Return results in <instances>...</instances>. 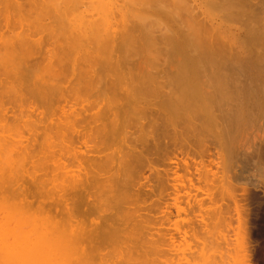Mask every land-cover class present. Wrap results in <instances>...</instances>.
<instances>
[{
	"label": "rangeland",
	"instance_id": "obj_1",
	"mask_svg": "<svg viewBox=\"0 0 264 264\" xmlns=\"http://www.w3.org/2000/svg\"><path fill=\"white\" fill-rule=\"evenodd\" d=\"M19 1V4L23 7L27 4V0H17V2ZM37 1L39 2V0ZM94 1L96 2V0H79L76 6L77 9L75 8L74 11L69 9V11L67 10V12L63 14L67 17H64L60 13L54 14L53 12L50 13L49 16L42 18L41 16L43 15L40 14L37 8L35 11H39V14L33 9H31L32 11L30 12L24 13L8 9L10 12L8 13L10 19L8 24L11 25H9L8 28L5 27V21H2L3 17H0V128L2 129H0V138L3 139V142L6 144H8L7 141H9V144L12 143H10V141L14 142L11 145H15V154L13 152L14 155H12V160L16 161V163L20 160V163H22L21 168L24 166L26 169V173L25 170H23L24 172H21V174L32 173L31 178L27 177V175L24 177L22 176V178L18 176L19 179L16 178L15 181L2 184L3 186L0 184L3 188L5 187L3 189L0 186V188L4 190L0 189V201L2 202V204L0 202V210L3 209L4 212H0V215L1 213L5 214V212L11 214L16 210L15 212L19 214L16 213V215H14L15 213H12V216L9 215V217L17 216L18 218V216H20L19 218L22 221V225H20V227L22 226V233L23 231H32L31 233L33 236L32 234L29 236L27 233L26 235L24 233V236L18 234V242L20 240L22 245L20 242L19 244L23 247H19V251L21 250L20 253L25 255L26 252L23 253L22 249H29H25L28 244L27 240L32 242L35 241L34 239H37L36 242L38 245L36 246L38 248L37 250L34 246H32L34 248L30 247L31 249L29 250L31 251L28 250L29 254L26 256L21 254L23 257H19L18 259V256H20V254H18L16 261L21 260L24 264H122L123 261L129 260L130 257L131 260H137V258L132 256L136 257L137 255L138 257V254H140L139 256L144 259L143 262L146 264L148 262V264H151L150 262H152V264L153 262L154 264H264V106L260 110H253L254 113L251 115V118L252 116H255V118L259 116V118L257 121L256 119L255 121L252 120L253 123L251 122L252 125L250 123V127H248L249 121H251L249 119L250 115L249 117L247 116V121H249H246V126L244 124V126L247 127L245 128L243 123L247 117L243 118V123L237 121L239 124L237 125L235 123L236 121L229 116L231 120L226 117L227 120L224 122V119V121L220 119L222 117L224 118V116L220 117L219 113L214 114V116L219 115V118L217 116L218 120L220 119L218 122L223 125V128L219 123L215 126L217 121H215V125L213 122V124L211 123L213 128L207 125L208 122H206V125L204 124L205 126H202V123H205L202 120L200 124L201 127H197L199 130L196 129V131H193L199 133L201 131L200 128L205 127V129L208 130L210 128L214 133H211L209 130L210 133L208 134L209 131H206V133L205 130H202V135H200L190 131L189 127L192 128L193 126L195 128L196 124L197 126L199 125L198 123L200 122L197 119L198 123L195 122V120L193 121L190 116L189 118L187 117V119L184 117L185 121L183 120V122V117L180 119L177 116L180 112L174 115L172 111L158 103L161 101V98L165 99L166 96L164 94L167 92L170 93L177 88L176 86H178V83L175 81L178 71L177 68L179 66H185L186 68L184 57L171 54L173 45L171 47V45L166 44V38L164 37L165 41H163L158 31H154L156 33L152 32L154 28H152L151 34L154 33L153 35L156 37L157 41L156 45L150 49V52L146 49V45V52H144V47H142L144 51L142 49V51L137 50L141 48L140 45H143L144 42H138L140 45H135L137 49L134 45L131 47L132 45L130 44V49H128L129 52L125 50L127 49V44L123 52V46L121 47L119 45V41L125 40H122L120 37H124V35L127 37L128 34L134 38V36L139 37L138 35L141 34L139 38L142 40V35H145L143 28L139 29L141 25L139 21H142L143 15L145 13L147 14V11L144 7L141 8V6L140 9H138L139 5H137L136 8L133 7L136 4H134L132 8H130V6L128 7L129 2L126 3L128 0H97L99 2L98 4H96L97 2L94 3ZM235 1L236 0H195L194 5L196 6V11L194 10V14L197 13L195 20L199 22L200 29L207 32L206 34L208 37V39H205L207 40L205 41L207 44L203 42V48H205V51L208 50L207 55L210 56L209 51H213L212 54L215 56L212 55L208 59L205 57L203 62L201 64L199 63L204 68H201L199 70L200 72L198 71L199 73L191 78L195 79L194 82L198 81V83L195 82V84L197 83V87L201 86V91H206L204 89H214V86L215 89L223 90L222 88H224V90H228L230 88L231 91V89L234 88L232 85L237 84L238 87V85L241 86V83L251 85L253 82L254 88L260 89L261 87L260 90L262 91L259 93L262 92V94H259V97L263 98L264 0H242L243 2L238 0L236 3ZM91 2H93L95 7H90L89 3ZM123 2L125 3L123 5L124 7L126 6L125 8L122 7ZM211 2L215 4L210 6L209 3ZM4 3V1L0 3V13L7 7L6 3ZM57 3H59V0ZM87 4H89V6H86ZM96 5L99 6L98 10V6ZM220 6L223 7V9H220ZM121 7L123 9H121ZM232 7H234V9ZM241 7L243 8L241 9ZM143 8L146 12L143 11ZM78 9L79 11H76ZM122 10H125V12ZM72 12L73 14H71ZM11 14L13 16H11ZM75 14H77V16ZM35 15H37V18ZM147 15L148 17L149 15L150 17L152 16L150 13ZM50 16H52L53 20L57 21L48 20L51 18ZM144 17L146 16L144 15ZM63 18L65 19L62 20ZM81 19L88 24H79L84 28L81 27L78 31L76 29L77 33L87 31L88 35L92 33V35L96 34L94 36L102 35L103 37L105 36L104 38H107L99 39L101 41H99L98 44H102L99 45V51H97L98 45L93 39L86 40L84 38V40L81 41L82 43L79 41H76L77 43L74 42L76 38L73 37H76L77 33H75V28L72 27L73 30L71 29L70 23L75 25L74 21H82ZM97 19H99V21H97ZM151 19L155 20L154 16H152ZM18 20L24 21V23L20 24ZM27 21H29V23ZM97 22H99L100 27ZM43 24H45L44 27H42ZM64 24H66L67 27ZM89 24H93L94 27L90 26L91 28L93 27V30L88 29ZM12 25L15 26L13 27ZM18 25L23 27L21 28ZM55 26L59 28L62 27V31L61 29L58 31L59 28ZM35 27L38 28L36 29ZM141 27L142 26H140V28ZM24 29L27 32H25ZM67 29L72 30V32L69 30L71 34ZM20 34L23 36L21 41L20 39H16V37L21 38ZM47 35L49 36L47 37ZM58 35L61 37L60 39ZM2 37L4 38L3 40ZM56 37L60 41L58 39L55 40ZM66 37L71 39H66ZM31 38L36 44L32 42ZM64 38L67 40V43ZM102 39L106 42L104 40L102 41ZM111 39L113 40L111 41ZM158 39L162 41L160 42ZM216 39L219 40L217 41ZM107 40L109 43L111 42L113 46L111 43V45L108 44ZM16 41L22 42V44L25 45L23 46ZM221 41L222 43H220ZM4 42H8L9 45L8 43L4 44ZM30 42L32 43L29 44ZM157 42L160 44L158 45ZM80 43L81 45H79ZM118 45L123 54L129 53L126 54V59L124 56H120L119 52L121 54L122 52L117 49L119 48ZM103 46L105 47L104 50H102L104 48ZM109 46L111 49H109ZM1 47L4 49L3 51ZM26 47L29 51L26 50ZM67 47H72L71 49L73 50H69L68 52L69 48ZM93 48H96V50L94 51ZM30 49H32V51ZM43 49L46 51H42ZM52 49L56 50L54 54L50 52ZM62 50H64L63 53ZM107 50L109 52H106ZM158 50L162 51L163 56L160 55L161 53ZM21 52H30L31 56H23ZM47 52L52 54L49 53L46 55ZM141 52H144L143 54L145 55H140ZM8 53L10 55H8ZM17 53L18 55H16ZM98 53H105L103 54L105 57ZM107 53L109 58L106 55ZM146 53H150V55H146ZM33 54H35L36 57ZM133 54H137V56ZM97 55L103 56V61L97 59L100 57ZM128 55H132L133 57ZM153 55L155 56L151 57ZM38 56H41L40 58L43 60L41 61ZM45 56H47L48 59ZM60 56L61 59H57V57ZM217 56L219 57L217 58ZM155 57L157 58L155 59ZM29 58H32V60L30 59L27 61ZM211 58L212 60L210 61ZM67 59H70L69 62ZM93 59L95 60L92 62ZM78 60L79 63L77 62ZM205 60L207 63L209 61L211 63L209 62V64H207ZM236 61L238 65L235 64ZM87 63L89 67H87ZM219 63H221V65ZM175 65L179 66L177 67ZM256 66L259 68L257 67V69ZM200 74L203 77L199 76ZM96 77L99 79V82ZM81 84L83 87L79 86ZM92 84H95V87ZM46 86H50L53 91H50V88ZM87 86L90 88L88 89ZM57 88H60V91ZM235 90L233 89V91ZM155 91H157V93H155ZM227 92L229 93V90ZM60 94L61 96L59 97ZM39 95H41V97ZM16 97H18V99ZM20 101L24 102L21 103ZM42 102L48 103L43 104ZM31 107H33L35 111ZM27 108L28 110L30 109V111H26ZM225 109L228 110L225 116L228 113H230L231 116L229 110L231 108H223L224 111H226ZM216 111L222 113V109L221 111ZM216 111L214 113H216ZM250 113L252 112L250 111ZM225 123L228 124V126ZM219 126L221 127L220 129H218ZM225 126L228 127L227 130L231 127L230 134L232 128V132L237 130L234 132L237 134L226 137L224 133V137L222 134L221 137L219 135L220 133L227 132ZM236 126H238L239 129ZM240 126L242 127L240 128ZM215 127H217L216 131L214 129ZM243 128L245 131L241 130ZM179 129L181 131H179ZM221 129L223 131H221ZM184 130H186V132H184ZM5 132L9 134L7 135ZM238 132L240 133L238 134ZM185 133L189 140L185 137ZM215 133L217 137L220 136L221 138H216V135H213ZM227 134V136H229V132H227ZM3 135L4 137H1ZM6 135L7 137L10 135L12 139L9 137L6 139ZM16 135H20V137L17 136L16 138ZM208 136H211V138ZM4 139L6 140L4 141ZM9 144L8 146H10ZM19 150L21 153H19ZM203 150H205V152H203ZM222 150L223 152H221ZM17 153L19 156H22L19 157L16 155ZM185 153L187 156L184 155ZM133 156H139L138 158H140V160L137 162L138 164L136 162L132 163L130 166L132 171H124V167L122 173L121 169H115L116 167L118 168L117 164L121 166L122 162L125 163V160L129 159V157L133 158ZM195 163L199 165L196 166ZM109 164H111L110 167H108ZM206 164L208 166H206ZM106 167L110 169V172L114 169L113 171L117 170L119 174L121 173L120 184L124 185L125 183V189H127L126 191L123 190V192H120L122 194V196L120 195V199L121 197L125 199L126 195L125 201H127H123L125 204L129 201V204H119L118 207L120 211L118 207H115L116 209L111 212H108V209L105 210V208H102L105 212L107 211L105 214V212L99 208V200L102 196H99V187H101V182L103 183L106 181L104 178L107 177V180L109 179L110 181L113 175L117 174V171L116 173L113 172L114 174L112 175L111 173L112 177H110V173L108 172L109 169ZM105 169L107 170L105 171ZM99 171L104 172L100 173ZM126 171H128V173H126ZM205 172L206 175H204ZM69 174H71V176ZM100 174L102 176H100ZM73 175L76 176L78 180L81 178V181L77 180L74 182L73 186L76 185L75 187L72 186V181L76 179ZM83 176L84 178H82ZM71 177L74 178L72 179ZM28 179L35 180L37 185L33 184L34 181H30L33 182L32 184L34 186H32ZM94 180L97 183H94ZM69 182L72 183L69 184ZM83 182L86 183L84 184ZM76 183L78 185L82 184L81 186L83 188L81 186L78 188ZM188 183L191 185L189 186ZM191 186L195 187H193L194 190L190 188ZM6 187L7 189L9 188L11 192L9 189L5 190ZM39 187L40 189H38ZM77 188L78 190H76ZM2 199L5 200L3 201ZM102 199L104 200L105 198L102 197L101 201ZM4 202H6V204ZM3 204L5 206L8 204L9 209L11 206L13 210H9L8 205L5 208ZM1 205L4 207L2 208ZM120 205H122L123 208H121ZM125 208L130 210V212L133 210L135 213L133 215L135 218L130 216L132 215L131 213L130 215L128 213V218L131 217V221H128L129 219L125 216L128 211L125 214L122 212L126 210ZM7 209L8 211H6ZM100 210L102 212H100ZM114 212H116L117 215L114 214ZM118 212H122L121 214L124 215V218L121 214L119 215ZM20 213L21 215L23 214V218ZM101 213H104L105 217L108 214L112 215V213L114 216H122L120 219H117L121 220L123 218V221H119V224L117 222L113 223H117V225H113L114 228L120 229V227H118L119 225L121 229H127V233L129 231L132 238L134 237L136 240L130 237L131 241L128 239L130 242L127 243L125 240L126 245H124L125 242L122 243L124 238H122V240L119 238L118 241H120L118 243L116 242L118 246H112L113 248L111 246L109 248L108 245L110 243H108V241V245L106 241L103 244L99 242L100 227H103L102 225L106 223L104 221L109 217L108 215L105 219L103 218L104 215ZM2 217L4 216H0V219L4 221L5 218ZM17 218L13 225L14 230H17ZM24 218H26L27 221ZM125 218L126 221L124 220ZM13 219L14 218H12V220ZM102 219L104 221H102ZM12 222L14 223V221ZM120 222H126V224L121 223L120 225ZM8 223L9 222H6L5 224L8 225ZM136 224H138V226ZM9 225L11 226L12 223H9ZM11 227L8 226V228ZM78 227L82 228L80 229ZM69 229L70 231L72 230L71 232L74 235H76L77 232H79L78 234L81 233L80 236L83 235L84 239L80 241V236L77 238L72 235ZM82 229L91 236L86 238L87 234L84 235ZM20 230L21 229H18V231ZM104 231H106V229ZM38 237L44 239H40L39 241H41V243L39 242V244ZM110 241L113 242L112 239H110L109 242ZM115 241H117V239L114 240V242ZM23 244L26 246L24 247ZM129 244L132 246H129ZM127 246L129 249H133L132 247H134V251L138 254L131 249V252H129L130 250L125 248ZM115 247L117 250L118 248L121 250L117 251ZM122 247H124V249ZM125 251L128 256L129 253H131L132 256L127 258ZM101 252L103 254L100 255V259L99 253L101 254ZM106 254L108 256L105 258ZM125 258L127 259L124 260ZM140 259L136 262L135 260L130 261L131 263H141ZM6 261L4 260V262ZM8 261H10V259H8ZM11 261L16 263L15 258L14 261L12 259ZM12 262L11 264H13ZM21 262L19 264H21ZM127 262L128 261L124 263Z\"/></svg>",
	"mask_w": 264,
	"mask_h": 264
},
{
	"label": "bare ground",
	"instance_id": "obj_2",
	"mask_svg": "<svg viewBox=\"0 0 264 264\" xmlns=\"http://www.w3.org/2000/svg\"><path fill=\"white\" fill-rule=\"evenodd\" d=\"M5 3H6V8H4V10H3V12H1L0 13V17L2 18V21L4 22L5 21V27L6 28H8L9 27V25L10 24H8V22H10V19H9V14L8 13H10L9 11H8V9H13V10H15L16 12L18 11L19 13H24V12H30V11H32L31 9H33L34 11H35V9L37 8V10H39L40 11V14L41 15H43V16H41L42 18H45V17H47V16H49V14L50 13H53L54 12V14L55 13H60L61 15H63V14H65L66 12H67V10L69 11V9L70 10H72V11H74L75 10V8H76V6H77V4L79 3V0H59V3H57V1L58 0H39V2L37 1V0H27L26 2H27V4L26 5H24V7L23 6H21L19 3H20V1L19 2H17V0H3ZM2 0H0V3L1 2H3ZM92 1V0H91ZM225 1V0H224ZM230 1V0H229ZM237 2H238V0H236ZM236 1H235V3H236ZM242 1V0H241ZM81 2V1H80ZM84 2V1H83ZM97 2V3H96ZM96 2L94 1V3H96V4H98L99 2L96 0ZM127 2H129L128 3V7L130 6V8H132V6L134 5V4H136L135 6H133V7H135L136 8V6L137 5H139L138 7V9H140V6H141V8L142 7H144L145 8V10L147 11V14H152V16H154V18H155V20L154 19H151V17H150V15H149V17H148V15L145 13L146 11L144 10V8H143V11H145L143 14L146 16V17H144V15H143V19H142V21H139L138 19V21L139 22H141V25L140 26H142L141 28H140V26H139V29H142L143 28V30H144V33H145V35L143 36L142 35V40L139 38L140 36H141V34H139L138 36L139 37H135L134 36V38L130 35H128L127 34V37H126V35H124V37H120V38H122V40L124 39L125 41H119V45L122 47L123 46V52L125 51V50H127L128 52H129V50L128 49H130V44L132 45L131 47H133V45H134V47H135V45L137 44H139L138 42H144V44L141 46L140 44V49H137L136 47V49L137 50H139V51H142L143 49H142V47H144V52H146V49H148V51L150 52V49L153 47V46H155L156 45V37L153 35L154 33H156L157 31H158V33L160 34V36H161V39H163V41H167V43L166 44H169V45H171V47H172V45H173V49H172V53L171 54H175V55H181V56H183L184 57V61H185V65H186V68H185V66L183 67V66H177V65H175V66H177L178 68H177V73H176V77H175V81L178 83V86H176L177 88L175 89V90H172L170 93L169 92H167V93H169L168 95H166V94H164L166 97H165V99H162L161 98V101L160 102H158L160 105H162V106H164V107H166L167 109H169L170 111H172L173 112V114L174 115H177L179 112V114L177 115L180 119H181V117H183L182 118V121L184 120V117L187 119V117L189 118V116L191 117V119H193V121L195 120V122H197V120L200 122V123H198L199 125L197 126V124H196V126H195V128L192 126V128L191 127H189L190 129V131H196V129H198L199 127H201L200 126V124L202 123L201 121L203 120L205 123H202V126L205 124L206 125V122H208L207 123V125L210 127L211 126V123L213 122L214 123V125L216 124L215 123V121H217V124L215 125V126H217L218 125V121L221 119V120H223L224 122H226V120H227V118L226 117H232L236 122V124L237 125H239L238 123H237V121H241L242 123H243V126H244V124H245V126H246V124H247V122L249 121H247V119H248V117H249V115H250V120L251 121H249V124H248V127H250L251 125H252V120L253 121H255V119H256V121L258 120V118H259V116H256L257 118H255V116L253 117L252 116V118H254V119H252L251 118V115L254 113V111L253 110H260V109H262L263 108V106H264V103H263V99H264V96H262L263 98H260L259 97V94H262V92L261 93H259L260 91H262V90H260L261 89V87H260V89H258V88H254V84H253V82L251 83V85L250 84H248L247 85V83L246 84H243V83H241L240 85L241 86H239L238 85V87H237V84L236 85H232L233 87H231V88H233L235 91H233V89H231V91H230V88L228 89L229 90V93L230 92H232V93H228L227 91L228 90H224V88H222L223 90H220V89H215V86L213 87L214 89H210V90H208V89H204V90H206V91H201V89H200V87H197L196 86V84L198 83V81H195V82H197L196 84H195V82H194V80L195 79H193V78H191L192 76L193 77H195V75L196 74H198L200 71V69L202 68H204L202 65H200L202 62H203V60H204V58L206 57L207 59L208 58H210L213 54H212V52H210L209 51V54H210V56L209 55H207L208 53H207V51H205V48H203L204 47V44H203V42H205V41H207V40H205V39H208V37H207V32L204 30H201L200 28V24H199V22H197L195 19V17H197V13L196 14H194V10H195V5H194V3H195V0H128V1H126V3ZM215 2V1H214ZM220 2V1H219ZM218 2V3H219ZM243 2V1H242ZM4 3V4H5ZM38 3H40V4H38ZM86 3V2H85ZM138 3V4H137ZM230 3V2H229ZM241 3V2H240ZM3 4V5H4ZM24 4V3H23ZM90 4V7H95V5H93V2H91V3H89ZM89 4H87L86 6H89ZM91 4H92V6H91ZM125 3L123 2V4H122V7H124L123 5H124ZM213 4H215V3H209V5L211 6V5H213ZM224 4V3H223ZM248 4V3H247ZM39 5V6H38ZM127 5V4H126ZM237 5H239V4H237ZM244 5H245V2H244ZM249 5V4H248ZM82 6V5H81ZM84 6V5H83ZM96 6H98V5H96ZM229 6H231V5H229ZM247 6V5H246ZM22 7H23V9H22ZM121 7V9H123ZM126 7V6H125ZM124 7V8H125ZM218 7V6H217ZM79 8V7H78ZM216 8V7H215ZM223 9V7H221L220 6V9ZM233 9H234V7H232ZM231 8V9H232ZM236 8V7H235ZM243 7H241V9H242ZM77 9V8H76ZM79 9H81V8H79ZM79 9L78 10H76V11H79ZM82 9H84V8H82ZM90 9V8H89ZM99 9V6L97 7V10ZM246 9V8H245ZM52 10V11H51ZM126 10V9H125ZM125 10H122L123 12H125ZM214 10V9H213ZM238 10H239V6H238ZM39 11H35V12H39ZM81 11V10H80ZM85 11V10H84ZM127 11V10H126ZM141 11H142V9H141ZM196 11V10H195ZM241 11V10H240ZM198 12H200V11H198ZM13 13V12H12ZM99 13V12H98ZM127 13V12H126ZM142 13V12H141ZM25 14H28V13H25ZM39 14V13H38ZM37 14V15H38ZM71 14H73V12L71 13ZM201 14V13H200ZM20 15V14H19ZM29 15L31 16V14L29 13ZM37 15H35V17L37 16ZM76 16H77V14H75ZM11 16H13L12 14H11ZM33 16V15H32ZM56 16H58V15H56ZM64 17L66 16V15H63ZM92 16V15H91ZM90 16V17H91ZM209 16V15H208ZM22 17V16H21ZM39 17V16H38ZM51 18H49L48 20H53L52 19V16H50ZM67 17V16H66ZM87 17V16H86ZM89 17V16H88ZM92 17H94V16H92ZM11 18H14V17H11ZM18 18H19V16H18ZM31 18V17H30ZM34 18V17H33ZM32 18V19H33ZM37 18V17H36ZM56 18V17H55ZM72 18V17H71ZM75 18V17H74ZM80 18H84V17H80ZM141 18H142V16H141ZM202 18V17H201ZM20 19V18H19ZM41 19V18H40ZM47 19V18H46ZM58 19H59V17H58ZM65 18H63L62 20H64ZM89 19V18H88ZM96 19V18H95ZM22 20V19H21ZM25 20V19H24ZM37 20V19H36ZM82 20V19H81ZM18 21H20V20H18ZM17 21V22H18ZM45 21V20H44ZM53 21H55V20H53ZM57 21V20H56ZM55 21V22H56ZM58 21H60V20H58ZM70 21V20H69ZM74 21V20H73ZM97 21H99V19H97ZM12 22V21H11ZM28 23H29V21H27ZM43 22V21H42ZM51 22V21H50ZM90 22H91V20H90ZM93 22V21H92ZM94 22H95V20H94ZM21 23H24V21L22 22V21H20V24ZM61 23V22H60ZM66 23H68V22H66ZM74 23H75V25H72L71 23H70V25H71V29H72V27L73 28H75V31H76V29H77V31H78V29H80L81 27H83V26H80L79 24H88V23H86V22H84L83 20L82 21H74ZM73 23V24H74ZM4 24V23H3ZM14 24V23H13ZM25 24H26V22H25ZM34 24H35V22H34ZM42 24V23H41ZM53 24H55V23H53ZM62 24V23H61ZM94 24V23H93ZM93 24H89L88 26V29L89 30H93L92 28L94 27L93 26ZM97 24H98V26H99V22H97ZM204 24V23H203ZM24 25V24H23ZM27 25V24H26ZM36 25H37V23H36ZM44 25L45 24H43V26L42 27H44ZM50 25H51V23H50ZM56 25H58V24H56ZM60 25V24H59ZM64 25H66V24H64ZM4 26V25H3ZM11 26V25H10ZM13 27L15 26V25H12ZM18 26H20V25H18ZM28 26H31V25H28ZM27 26V27H28ZM61 26V25H60ZM85 26V25H84ZM90 26H93L92 28L90 27ZM210 26V25H209ZM21 27V26H20ZM23 27V26H22ZM21 27V28H22ZM32 27V26H31ZM56 27V26H55ZM54 27V28H55ZM66 27H67V25H66ZM100 27V26H99ZM12 28V27H11ZM36 28V27H35ZM38 28V27H37ZM36 28V29H37ZM47 28V27H46ZM45 28V29H46ZM49 28V27H48ZM56 28H59V27H56ZM62 28V27H61ZM61 28H59L58 29V31L61 29ZM69 28H70V26H69ZM84 28V27H83ZM85 28L87 29V27L85 26ZM152 28H154L153 30H152ZM215 28V27H214ZM4 29V28H3ZM43 29V28H42ZM53 29V28H52ZM63 29H64V26H63ZM97 29H98V27H97ZM96 29V30H97ZM203 29V28H202ZM209 29H211V28H209ZM213 29V28H212ZM216 29V28H215ZM13 30V29H12ZM25 30V29H24ZM39 30V29H38ZM41 30V29H40ZM50 30V29H49ZM49 30H48V32H49ZM56 30V29H55ZM68 30V29H67ZM66 30V31H67ZM70 30V29H69ZM68 30V31H69ZM73 30V29H72ZM72 30H70L71 32H72ZM142 30V31H143ZM151 30H152V32H154V31H156V32H154V33H152L151 34ZM3 31V30H2ZM5 31V30H4ZM19 31V30H18ZM21 31V30H20ZM23 31V30H22ZM61 31H62V29H61ZM66 31H64V32H66ZM69 31V32H70ZM74 31V32H75ZM77 31L75 32V33H77ZM82 31H84V30H82ZM98 31V30H97ZM211 31V30H210ZM10 32V31H9ZM12 32V31H11ZM14 32V31H13ZM25 32H27L26 30H25ZM28 32H31V31H28ZM33 32V31H32ZM71 32H70V34H71ZM91 32V31H90ZM93 32V31H92ZM108 32V31H107ZM201 32V33H200ZM2 33V32H1ZM4 33V32H3ZM24 33V32H23ZM40 33V32H39ZM43 33V32H42ZM62 33V32H61ZM68 33V32H67ZM66 33V34H67ZM94 33V32H93ZM140 33H141V31H140ZM144 33H142V34H144ZM170 33V34H169ZM6 34V33H5ZM27 34V33H26ZM38 34V33H37ZM65 34V35H66ZM213 34V33H212ZM4 35V34H3ZM13 35H14V33H13ZM18 35V34H17ZM21 35V34H20ZM24 35V34H23ZM33 35V34H32ZM45 35V34H44ZM53 35V34H52ZM76 35V34H75ZM94 35H96V34H94ZM94 35H92V33H91V35H88L87 34V31H85V32H79V33H77V35H76V37H73V38H76V40L74 41V42H81L82 40H84V38L86 39V40H88V39H93V41H96V43H97V45H98V48H97V51H99V45L101 44H98V42L99 41H101V40H99V39H101V38H104L102 35H99V36H94ZM225 35V34H224ZM260 35V34H259ZM258 35V36H259ZM16 36V35H15ZM27 36H28V34H27ZM31 36V35H30ZM49 35H47V37H48ZM51 36V35H50ZM57 36V35H56ZM59 36V35H58ZM67 36V35H66ZM158 36V35H157ZM19 37V36H18ZM22 35H21V38H17L16 37V39H20V41L22 40ZM64 37V36H63ZM108 37V36H107ZM164 37L166 38L165 40H164ZM214 37V36H213ZM223 37V36H222ZM227 37V36H226ZM25 38V37H24ZM38 38V37H37ZM45 38H46V35H45ZM61 37L59 36V39H60ZM4 38L2 37V40H3ZM11 39H12V37H11ZM32 39V38H31ZM35 39H36V37H35ZM34 39V40H35ZM56 39H58L57 37L55 38V40ZM58 39V40H59ZM65 39V38H64ZM66 39H69V38H67L66 37ZM65 39V40H66ZM71 39V38H70ZM69 39V40H70ZM104 39H107V38H104ZM104 39H102V41L104 40ZM220 39V38H219ZM219 39H216L217 41L219 40ZM225 39H227V38H225ZM14 40H15V38H14ZM27 40H28V37H27ZM45 40V39H44ZM48 40H51V39H48ZM47 40V41H48ZM113 39H111V41H112ZM121 40V39H120ZM158 40H160V39H158ZM221 40V39H220ZM40 41V40H39ZM60 41V40H59ZM73 41V40H72ZM105 41V40H104ZM162 40H160V42H161ZM224 41V40H223ZM1 42H3V41H1ZM10 42V41H9ZM16 42H18V41H16ZM25 42V41H24ZM27 42V41H26ZM32 42L34 43V41H33V39H32ZM32 42H30L29 44H31ZM52 42V41H51ZM69 42H71V41H69ZM74 42H73V44H74ZM76 42V43H77ZM84 42V41H83ZM92 42V41H91ZM106 42V41H105ZM107 42H108V40H107ZM124 42V43H123ZM145 42H146V44H145ZM214 42V41H213ZM8 43V42H7ZM7 43H5L4 42V44H7ZM19 44H22V42H18ZM28 43V42H27ZM39 43V42H38ZM66 43H67V40H66ZM82 43V42H81ZM81 43L79 44V45H81ZM85 43H86V41H85ZM111 43V42H110ZM109 42H108V44H110ZM123 43V44H122ZM158 43V42H157ZM206 43V42H205ZM220 43H222V41L220 42ZM18 44V45H19ZM34 44H36V42L34 43ZM50 44V43H49ZM62 44V43H61ZM88 44H89V42H88ZM112 44V43H111ZM110 44V45H111ZM122 44V45H121ZM127 44H128V46H127ZM160 43H158V45H159ZM161 44H164V43H161ZM207 44V43H206ZM206 44H205V47H206ZM260 44V43H259ZM8 45H9V43H8ZM15 45V44H14ZM23 45V44H22ZM25 45V44H24ZM23 45V46H24ZM41 45V44H40ZM40 45H38V46H40ZM43 45V44H42ZM48 45V44H47ZM50 45H52V44H50ZM96 45V46H97ZM102 45V44H101ZM103 45H104V42H103ZM106 45V44H105ZM118 45V46H119ZM145 45H146V47H145ZM218 45V44H217ZM220 45V44H219ZM2 46V45H1ZM12 46V45H11ZM27 46V45H26ZM37 46V47H38ZM62 46H64V45H62ZM72 46V45H71ZM75 46H76V44H75ZM85 46V45H84ZM83 46V47H84ZM87 46V45H86ZM90 46V45H89ZM92 46H93V43H92ZM112 46H113V44H112ZM111 46V47H112ZM117 46V47H118ZM120 46H119V48H117V49H119L120 51H121V49H120ZM127 46V49H125V47ZM209 46V45H208ZM211 46V45H210ZM215 46V45H214ZM79 47V46H78ZM77 47V48H78ZM81 47V46H80ZM82 47V48H83ZM91 47V46H90ZM95 47V46H94ZM104 47V46H103ZM138 47V46H137ZM156 47H158V46H156ZM220 47V46H219ZM2 48V47H1ZM5 48V47H4ZM9 48V47H8ZM29 48V47H28ZM43 48H45V47H43ZM54 48V47H53ZM65 48V47H64ZM67 48H69V47H67ZM72 48V47H71ZM71 48H69L68 49V52H69V50H73V49H71ZM81 48V49H82ZM86 48V47H85ZM101 48H102V46H101ZM146 48V49H145ZM15 49V48H14ZM17 49V48H16ZM24 49V48H23ZM46 49H48V48H46ZM55 49V48H54ZM54 49H52L50 52H52L53 54H54V52L56 51V50H54ZM62 49V48H61ZM76 49V48H75ZM79 49V48H78ZM92 49V48H91ZM90 49V50H91ZM94 49V48H93ZM105 49V47L102 49V50H104ZM107 49H108V47H107ZM109 49H111L110 48V46H109ZM108 49V50H109ZM125 49V50H124ZM134 49V48H133ZM132 49V50H133ZM142 49V50H141ZM156 49V48H155ZM154 49V50H155ZM158 49V48H157ZM208 49V48H207ZM211 49V48H210ZM209 49V50H210ZM212 49H214V48H212ZM218 49H220V48H218ZM224 49V48H223ZM257 49V48H256ZM262 49H263V47H262ZM4 49L2 48V51H3ZM13 50V49H12ZM22 50V49H21ZM26 50H28L27 49V47H26ZM31 51H32V49H30ZM36 50V49H35ZM45 49H43L42 51H44ZM65 50H66V48H65ZM96 50V48L94 49V51ZM106 51V52H109V51ZM113 50V49H112ZM119 50H117V51H119ZM6 51V50H5ZM10 51V50H9ZM14 51V50H13ZM25 51V50H24ZM29 51V50H28ZM34 51V50H33ZM37 51V50H36ZM46 51V50H45ZM59 51V50H58ZM63 51L64 50H62V53H63ZM67 51V50H66ZM66 51H65V53H66ZM92 51V50H91ZM97 51H96V53H97ZM111 51V50H110ZM121 51V52H122ZM134 51H136V50H134ZM133 51V52H134ZM148 51H147V53H148ZM152 51V50H151ZM156 51V50H155ZM158 51H160V50H158ZM157 51V52H158ZM164 51V50H163ZM221 51V50H220ZM12 52V51H11ZM15 52V51H14ZM49 52V53H50ZM71 52V51H70ZM73 52V51H72ZM77 52V51H76ZM80 52V51H79ZM123 52H122V54L119 52V54H120V56L122 55V56H124V58L126 57V54L128 53H124L123 54ZM136 52H138V51H136ZM144 52H141L140 53V55H145V54H143ZM156 52V53H157ZM170 52H171V50H170ZM227 52V51H226ZM225 52V53H226ZM34 53V52H33ZM36 53H38V52H36ZM43 53V52H42ZM44 53H46V52H44ZM48 52H47V54L46 55H48L49 54ZM52 53H50V54H52ZM75 53V52H74ZM146 53V55H150V53L149 54H147ZM160 55H162V51H160ZM164 53V52H163ZM224 53V52H223ZM240 53V52H239ZM1 54V53H0ZM4 54V53H3ZM7 54V53H6ZM61 54V53H60ZM70 54V53H69ZM77 54V53H76ZM98 54H100V53H98ZM103 54H105V53H103ZM103 54H100V55H103ZM129 54V53H128ZM131 54V53H130ZM138 54V53H137ZM137 54H135L136 56H137ZM158 54V53H157ZM169 54V53H168ZM8 55H10L9 53H8ZM16 55H18V53L16 54ZM21 55H23V56H31V53L30 52H21ZM33 55H35V54H33ZM39 55V54H38ZM42 55V54H41ZM71 55V54H70ZM87 55V54H86ZM100 55H97V56H100ZM107 55V57H108V53L106 54ZM113 55V54H112ZM134 55V54H133ZM134 55V56H135ZM152 55V54H151ZM174 55V56H175ZM217 55V54H216ZM224 55V54H223ZM235 55V54H234ZM2 56V55H1ZM4 56V55H3ZM11 56H12V54H11ZM10 56V57H11ZM44 56V55H43ZM50 56V55H49ZM63 56H65V55H63ZM66 56H67V54H66ZM65 56V57H66ZM83 56V55H82ZM85 56V55H84ZM83 56V57H84ZM89 56V55H88ZM91 56V55H90ZM104 57H105V55H103ZM103 56H100L99 58H97V59H101V61H103V59H102V57ZM128 56H132V55H128ZM155 55H153V56H151V57H154ZM159 56V55H158ZM163 56V55H162ZM172 56V55H171ZM213 56H215V55H213ZM8 57V56H7ZM13 57V56H12ZM18 57V56H17ZM19 57H20V55H19ZM35 57H36V55H35ZM39 57V56H38ZM41 57V56H40ZM39 57V58H40ZM45 57H47V56H45ZM74 57V56H73ZM83 57H82V59H83ZM86 57V56H85ZM95 57V56H94ZM94 57H91V58H94ZM133 57V56H132ZM219 56H217V58H218ZM233 57V56H232ZM58 58H60L61 59V56L60 57H57V59ZM69 58H70V56H69ZM80 58V57H79ZM90 58V59H91ZM96 58V57H95ZM109 58V57H108ZM121 58H123V57H121ZM129 58V57H128ZM157 57H155V59H156ZM214 58V57H213ZM225 58V57H224ZM14 59V58H13ZM15 59H17V58H15ZM21 59V58H20ZM32 60V58H29L27 61H29V60ZM47 59H48V57H47ZM74 59V58H73ZM89 59V58H88ZM126 59V58H125ZM237 59H239V58H237ZM10 60V59H9ZM23 60V59H22ZM21 60V61H22ZM40 60L42 61L43 59L42 58H40ZM46 60V59H45ZM68 60V59H67ZM70 60V59H69ZM69 60H68V62H69ZM84 60H86V59H84ZM95 59H93L92 60V62L94 61ZM212 60V58L210 59V61ZM35 61H36V59H35ZM34 61V62H35ZM48 61H50V60H48ZM74 61V60H73ZM82 61V60H81ZM88 61V60H87ZM99 61V60H98ZM200 61V62H199ZM209 61V62H210ZM222 61V60H221ZM228 61V60H227ZM227 61H226V63H227ZM238 61V60H237ZM237 61L235 62V64H237ZM54 62V61H53ZM59 62H60V60H59ZM78 63H79V60L77 61ZM96 62V61H95ZM205 62H206V60H205ZM209 62L207 63V64H209ZM215 62V61H214ZM213 62V63H214ZM247 62H248V60H247ZM51 63V62H50ZM85 63V62H84ZM90 63V62H89ZM105 63V62H104ZM103 63V64H104ZM200 63V64H199ZM211 63V62H210ZM222 63V62H221ZM221 63H219L220 65H221ZM106 64V63H105ZM180 64H181V62H180ZM217 64H218V62H217ZM225 64V63H224ZM231 65V64H230ZM238 65V64H237ZM11 66V65H10ZM13 66V65H12ZM86 66V65H85ZM236 66V65H235ZM240 66V65H239ZM35 67V66H34ZM87 67H89L88 66V63H87ZM218 67H220V66H218ZM258 66H256V68H257ZM213 68V67H212ZM231 68V67H230ZM259 68V67H258ZM257 68V69H258ZM263 68V67H262ZM187 69V70H186ZM214 69V68H213ZM16 70H18V69H16ZM94 70V69H93ZM96 70V69H95ZM235 70V69H234ZM199 71V72H198ZM202 71V70H201ZM215 71V70H214ZM243 71V70H242ZM262 72H263V70H262ZM216 73V72H215ZM96 74H97V72H96ZM263 74V73H262ZM84 75V74H83ZM92 75V74H91ZM90 75V76H91ZM98 75V74H97ZM199 76H201V74L199 75ZM92 77H95V76H92ZM98 77H100V76H98ZM197 77V76H196ZM201 77H203V76H201ZM238 77H239V75H238ZM245 77V76H244ZM249 77V76H248ZM101 78V77H100ZM91 79V78H90ZM89 79V80H90ZM96 79H98L97 77H96ZM84 80H85V78H84ZM93 80V79H92ZM199 80H201V79H199ZM250 80H253V79H250ZM264 80V79H263ZM82 81V80H81ZM96 81V80H95ZM87 82V81H86ZM98 82H99V79H98ZM209 82V81H208ZM82 83V82H81ZM89 83V82H88ZM97 83V82H96ZM199 83H200V81H199ZM201 83H202V81H201ZM237 83V82H236ZM249 83V82H248ZM52 84V83H51ZM50 84V85H51ZM84 84V83H83ZM205 84V83H204ZM49 85V84H48ZM86 85V84H85ZM93 86L95 85V84H92ZM208 85V84H207ZM257 85V84H256ZM263 85V84H262ZM51 86H53V85H51ZM55 86V85H54ZM79 86H82L83 87V85L81 84V85H79ZM204 86H206V85H204ZM203 86V87H204ZM235 86H236V88H235ZM253 86V87H252ZM47 87V86H46ZM95 87V86H94ZM47 88H50V86L49 87H47ZM55 88H56V86H55ZM85 88V87H84ZM87 88H88V86H87ZM90 88V87H89ZM88 88V89H89ZM211 88V87H210ZM217 88H219V87H217ZM263 88V87H262ZM52 89H53V87H52ZM58 89V88H57ZM60 89V88H59ZM58 89V90H59ZM259 91H258V90ZM55 90V89H54ZM64 90V89H63ZM213 90V91H212ZM50 91H53V90H51V88H50ZM60 91V90H59ZM66 91V90H65ZM64 91V92H65ZM224 91V92H223ZM45 92V91H44ZM48 92V91H47ZM226 92V93H225ZM15 93V92H14ZM155 93H157V91H155ZM17 94V93H16ZM233 94V95H232ZM15 95V94H14ZM42 95V94H41ZM41 95H39L40 97H41ZM47 95V94H46ZM157 95V94H156ZM163 95V96H164ZM34 96H35V94H34ZM45 96V95H44ZM61 96V94L59 95V97ZM153 96H154V94H153ZM162 96V97H163ZM15 97V96H14ZM19 97V96H18ZM18 97H16L17 99H18ZM39 97V98H40ZM52 97V96H51ZM16 98H15V100H16ZM45 98V97H44ZM21 99V98H20ZM42 99V98H41ZM41 99H39V100H41ZM46 99V98H45ZM49 100V99H48ZM27 101V100H26ZM46 101V100H45ZM21 102V101H20ZM22 102H24V101H22ZM21 102V103H22ZM152 102V101H151ZM34 103V102H33ZM41 103V102H40ZM43 104H47L46 102L44 103V102H42ZM154 103V102H153ZM156 103V102H155ZM24 104V103H23ZM26 105H29V104H26ZM32 106V105H31ZM41 106H42V104H41ZM45 106V105H44ZM20 107V106H19ZM34 107V106H33ZM33 107H31L33 110H34V108ZM40 107V106H39ZM222 109V113L221 112H217L216 110H220L221 111V109ZM223 108H231V109H229L230 110V112H231V116H230V113H228L226 116H225V113L228 111L227 109H225L226 111H224L223 110ZM31 109V110H32ZM256 110V111H257ZM264 110V109H263ZM25 111V110H24ZM26 111H30V109L28 110V108H27V110ZM35 111V110H34ZM33 111V112H34ZM181 111H182V113H181ZM216 111V113H214ZM224 111V112H223ZM250 111L252 112V113H250ZM23 112V111H22ZM32 112V111H31ZM220 113V117H222V116H224V118L222 117V118H220L219 120H218V118H219V115H217L218 116V118H217V116L215 115L214 116V114H219ZM223 114V115H222ZM180 115H182V116H180ZM248 116V117H247ZM228 117V119L229 120H231L230 118ZM245 117H247L246 118V120H244L243 121V118H245ZM179 118H177V119H179ZM197 119V120H196ZM217 119V120H216ZM242 119V120H241ZM181 121V122H182ZM185 121V120H184ZM183 121V122H184ZM191 121V120H190ZM247 121V122H246ZM36 122V121H35ZM209 122H210V125H209ZM252 122V123H251ZM33 123V122H32ZM212 123V124H213ZM235 123H233V124H235ZM242 123H241V125H242ZM250 123H251V125H250ZM0 124H1V121H0ZM219 124H221V123H219ZM226 124V123H225ZM235 124V125H236ZM31 125H33V124H31ZM204 125V126H205ZM222 125V124H221ZM227 126H228V124H226ZM230 125V124H229ZM254 125V124H253ZM1 126V125H0ZM3 126V125H2ZM184 126V125H183ZM244 126V127H245ZM5 127V126H4ZM186 127H188V126H186ZM198 127V128H197ZM208 127V128H209ZM238 129H239V127L238 126H236ZM242 126H240V128H241ZM3 128V127H2ZM13 128V127H12ZM35 128V127H34ZM194 128V129H193ZM202 128H204V129H202ZM202 128H200V132L198 133V132H194V133H198V134H200V135H202V130H205V132L206 131H209L210 130V128H213L212 126L209 128V130L208 129H205V127H202ZM207 128V127H206ZM216 128L217 127H215L214 129H215V131H216ZM221 127L219 126L218 127V129H220ZM222 128H223V125H222ZM227 128L228 127H226L225 126V130H227ZM231 128V127H230ZM230 128L227 130V132H229V136H227L228 134H227V132L225 131V132H222V133H220L219 135L222 137V135H223V137H224V133L226 134L225 136L226 137H231L230 135H232L233 136V134H237V133H234V132H236L237 130H234V132H232L233 130V128L231 129V134H230ZM236 128V129H237ZM245 128H247V127H245ZM1 129V128H0ZM7 129H8V126H7ZM60 129V128H59ZM183 129V128H182ZM186 129V128H185ZM2 130V129H1ZM4 130V129H3ZM9 130V129H8ZM7 130V131H8ZM13 130H14V128H13ZM15 130H16V126H15ZM199 130V129H198ZM242 131L244 130V128L243 129H241ZM247 130V129H246ZM6 131V130H5ZM11 131V130H10ZM179 131H181L180 129H179ZM189 131V132H190ZM211 131V133H214V132H212L213 130H210ZM210 131L208 132V134L210 133ZM221 131H223L222 129H221ZM220 131V132H221ZM245 131V130H244ZM9 132V131H8ZM184 132H186V130H184ZM183 132V133H184ZM204 132V131H203ZM1 133V132H0ZM6 133V132H5ZM14 133V132H13ZM16 134H18L17 132H15ZM179 133V132H178ZM181 133V132H180ZM207 133V132H206ZM217 133V132H216ZM216 133L215 134H213V135H216ZM240 132H238V134H239ZM7 135L9 134V133H6ZM11 134V133H10ZM207 134V135H208ZM222 134V135H221ZM7 135H6V139L9 137V138H11L12 139V137H10V135L7 137ZM186 133H185V137H186ZM206 135V136H207ZM12 136H13V134H12ZM17 136L18 137H20V135H16L15 137L17 138ZM180 136V135H179ZM183 136V135H182ZM212 136V135H211ZM211 136L209 137V138H211ZM217 137V135L215 136L216 138H221V137ZM240 136V135H239ZM238 136V137H239ZM1 137H4V135L3 136H1ZM184 137V136H183ZM190 137H191V135H190ZM199 137V136H198ZM203 137V136H202ZM214 137V138H215ZM237 137V136H236ZM240 137H242V136H240ZM187 138V137H186ZM193 138V137H192ZM6 139H4V141L6 140ZM10 139V140H11ZM188 139V138H187ZM194 139V138H193ZM196 139V138H195ZM228 139V138H227ZM226 139V140H227ZM9 140V139H8ZM16 140V139H15ZM18 140V139H17ZM183 140V139H182ZM185 140V139H184ZM189 140V139H188ZM200 140V139H199ZM198 141V140H197ZM221 141V140H220ZM224 141V140H223ZM8 142V144H9V141H7ZM12 142V143H11ZM182 142H184V141H182ZM186 142V141H185ZM190 142V141H189ZM207 142V141H206ZM218 142V141H217ZM217 142H216V144H217ZM222 142V141H221ZM10 143L11 144H9L10 146H8V144H6V143H4L3 142V139H1L0 138V164H1V167H0V184L2 185V184H7L8 182H12V181H15V179L16 178H18L19 179V177L18 176H21V178H22V176L24 177L25 175H27V177H29V178H31L32 177V173L31 174H25L26 173V169L24 168V166H23V168H21V165H22V163H20V160H18V162L16 163V161H14V160H12V158H13V156L12 155H14L15 154V145L14 146H11L14 142L13 141H10ZM175 143H176V141H175ZM181 143V142H180ZM7 146H6V145ZM206 144V143H205ZM184 145V144H183ZM187 145V144H186ZM208 145V144H207ZM219 145V144H218ZM19 146V145H18ZM18 146H16V147H18ZM214 146V145H213ZM223 146V145H222ZM20 147H21V145H20ZM180 147V146H179ZM189 147V146H188ZM195 147V146H194ZM207 147V146H206ZM209 147H211V146H209ZM167 148V147H166ZM177 148V147H176ZM208 148V147H207ZM220 148V147H219ZM223 148V147H222ZM173 149V148H172ZM180 149H182V148H180ZM186 149V148H185ZM211 149V148H210ZM212 149H215V148H212ZM190 150V149H189ZM191 150H192V148H191ZM195 150V149H194ZM206 150V149H205ZM205 150H203V152H205ZM216 150V149H215ZM219 151V150H218ZM13 152H14V154H13ZM17 152V151H16ZM171 152V151H170ZM183 152V151H182ZM181 152V153H182ZM194 152V151H193ZM221 152H223V150L221 151ZM220 152V153H221ZM19 153H21L20 152V150H19ZM23 153H25V152H23ZM188 153V152H187ZM214 153H215V151H214ZM174 154V153H173ZM194 154V153H193ZM219 154V153H218ZM16 155H18L19 156V154L17 153ZM133 155V154H132ZM131 155V156H132ZM182 155H183V153H182ZM184 155H186V153L184 154ZM197 155V154H196ZM207 155V154H206ZM220 155V154H219ZM218 155V156H219ZM7 156V157H6ZM22 155H20L19 157H21ZM140 156V155H139ZM138 156V157H139ZM175 156V155H174ZM187 156V155H186ZM185 156V157H186ZM194 156V155H193ZM198 156V155H197ZM205 156V155H204ZM214 156V155H213ZM6 157V158H5ZM137 156H133V158L132 157H129V159H127V160H125L124 162L125 163H121V166L120 165H118L117 164V166H118V168L116 167H114L115 169H117V170H122V173H123V168L125 167V169H124V171L125 170H128V171H132L131 169L132 168H130V166L132 165V163H134V162H139V160H140V158H138ZM184 157V156H183ZM206 157V156H205ZM195 158V157H194ZM199 158V157H198ZM214 158V157H213ZM204 159V158H203ZM211 159H212V157H211ZM24 160H25V158H24ZM142 161V160H141ZM145 161V160H144ZM201 161V160H200ZM204 161V160H203ZM108 162V161H107ZM210 162H212V161H210ZM26 164H28L27 162H25ZM136 163H135V165H136ZM112 164V163H111ZM111 164H109V166L108 167H110V165ZM138 164V163H137ZM211 164V163H210ZM105 165V164H104ZM125 165V166H124ZM134 165V166H135ZM195 165H196V163H195ZM199 165V164H198ZM198 165H196V166H198ZM105 166H107V165H105ZM121 168H120V167ZM123 166V167H122ZM127 166V167H126ZM188 166H190V165H188ZM205 166V165H204ZM203 166V167H204ZM206 166H208L207 164H206ZM108 167H106V168H108ZM202 167V166H201ZM200 167V168H201ZM205 168V167H204ZM101 169V168H100ZM109 169V168H108ZM186 169V168H185ZM189 169V168H188ZM202 169V168H201ZM205 169H207V168H205ZM23 170H25V173H22L21 174V172H24ZM107 169H105V171H106ZM112 170V169H111ZM114 170V169H113ZM112 170V172H110V169L108 170V172L110 173L109 175H110V177H112V175L114 174L113 172H115L116 173V171L117 170H115V171H113ZM136 170H138V169H136ZM194 170V169H193ZM203 170V169H202ZM209 170V169H208ZM228 170V169H227ZM128 171H126V173H128ZM205 171V170H204ZM33 172V171H32ZM100 172V171H99ZM101 172H104V171H101ZM100 172V173H101ZM192 172H195V171H192ZM111 173H112V175H111ZM134 173V172H133ZM203 173V172H202ZM19 174H21V175H19ZM24 174V175H23ZM66 174V173H65ZM198 174V173H197ZM228 174V173H227ZM70 176H71V174H69ZM116 175V176H115ZM120 175H121V173L119 174L118 173V171H117V174H114L113 175V177L111 178V180L109 181V179L107 180V177L106 178H104V180H106L105 182H101V187H99V196H101V198L103 197V198H105L104 200L102 199V201H101V198H100V200H99V208L102 210V208L104 209L105 208V210H107L108 209V212L110 211H114V209H116L115 207H118V205L119 204H122V205H124L125 204V202L127 201H125V199H126V195H125V199H123L122 197H121V199H120V195L122 196V194L120 193L121 191L123 192V190H125L126 191V189H125V183H124V185L123 184H120V181H121V177H120ZM123 175H125V174H123ZM193 175V174H192ZM202 175V174H201ZM204 175H206V172H205V174ZM203 175V176H204ZM64 176V175H63ZM74 176V175H73ZM100 176H102L101 174H100ZM197 176V175H196ZM75 178H76V176H74ZM74 177H71L72 179L74 178ZM79 177V176H78ZM193 177V176H192ZM206 177V176H205ZM26 178V177H25ZM65 178V177H64ZM70 178V179H71ZM80 178V177H79ZM82 178H84V176L82 177ZM85 178H87V177H85ZM100 178V177H99ZM108 178H109V176H108ZM27 179V178H26ZM61 179H63V178H61ZM68 179H69V177H68ZM81 179V178H80ZM78 180L77 178L76 179H74L71 183H72V186H73V184H74V182H76L77 180L78 181H81V180ZM92 179V178H91ZM95 179V178H94ZM124 179V178H123ZM128 179V178H127ZM191 179V178H190ZM195 179V178H194ZM193 179V180H194ZM29 180V179H28ZM84 180V179H83ZM205 180V179H204ZM30 181H34V183L33 182H30ZM37 181H38V179H37ZM45 181V180H44ZM71 181V180H70ZM90 182H92L91 180H89ZM95 181V180H94ZM96 181H97V179H96ZM94 182V183H97V182ZM191 181V180H190ZM189 181V182H190ZM203 181V180H202ZM29 182L32 184H36L37 185V183L35 182V180H29ZM43 182V181H42ZM99 182H100V180H99ZM124 182H125V180H124ZM200 182V181H199ZM199 182H197V183H199ZM13 183H15V182H13ZM55 183V182H54ZM54 183H53V185H54ZM70 182H69V184H71ZM80 183V182H79ZM82 183V182H81ZM84 183V182H83ZM86 183V182H85ZM84 183V184H85ZM88 183V182H87ZM93 183V184H94ZM121 183H123V182H121ZM191 183V182H190ZM196 183V182H195ZM18 184V183H17ZM32 184V186H34ZM44 184V183H43ZM45 184H46V182H45ZM57 184V183H56ZM60 184V183H59ZM62 184H63V182H62ZM68 184V183H67ZM77 184V183H76ZM89 184V183H88ZM129 184H130V182H129ZM200 184V183H199ZM0 185V186H1ZM16 185V184H15ZM65 185V184H64ZM78 185V184H77ZM82 184H79L77 187L79 188L80 186H81ZM91 185V184H90ZM98 185H99V183H98ZM188 185H189V183H188ZM191 185V184H190ZM189 185V186H190ZM3 186V185H2ZM1 186V187H2ZM17 186V185H16ZM39 186V185H38ZM43 186V185H42ZM76 185H74L73 187H75ZM93 186V185H92ZM96 186V185H95ZM100 186V185H99ZM188 186V187H189ZM197 186H198V184H197ZM59 187H61V186H59ZM63 187V186H62ZM72 187V188H73ZM82 187V186H81ZM130 187V186H129ZM128 187V188H129ZM194 186H191L190 188H192L193 190H194V188H193ZM3 188V187H2ZM2 188H0V189H2ZM5 188V187H4ZM3 188V189H4ZM42 188V187H41ZM55 188V187H54ZM70 188V187H69ZM68 188V189H69ZM78 188L76 189V190H78ZM83 188V187H82ZM2 189V190H3ZM9 189V188H8ZM7 189V187H6V189L5 190H8ZM21 189V188H20ZM38 189H40V187L38 188ZM37 189V190H38ZM67 189V188H66ZM13 190V189H12ZM22 190V189H21ZM57 190V189H56ZM58 190H59V188H58ZM73 190H75V189H73ZM195 190H197V189H195ZM4 191V190H3ZM9 191H10V189H9ZM24 191V190H23ZM22 191V192H23ZM42 191V190H41ZM51 191V190H50ZM54 191V190H53ZM52 191V192H53ZM84 191V190H83ZM124 191V192H125ZM198 191V190H197ZM7 192V191H6ZM11 192V191H10ZM9 192V193H10ZM43 192V191H42ZM196 192V191H195ZM4 193V192H3ZM8 193V194H9ZM49 193V192H48ZM77 193H78V191H77ZM80 193V192H79ZM84 193V192H83ZM126 193V192H125ZM124 193V194H125ZM50 194V193H49ZM55 194V193H54ZM128 194V193H127ZM136 194V193H135ZM6 195V194H5ZM119 195V196H118ZM7 196V195H6ZM124 196V195H123ZM136 196V195H135ZM2 198V197H1ZM5 198V197H4ZM14 198V197H13ZM1 200V199H0ZM3 200V199H2ZM5 200V199H4ZM3 200V201H4ZM125 202H124V201ZM1 202V201H0ZM104 202V203H103ZM129 202V201H128ZM127 202V203H128ZM5 204H6V202H4ZM126 203V204H127ZM1 204H2V202H1ZM125 204V205H126ZM129 204V203H128ZM4 205V204H3ZM8 205V204H7ZM6 205V206H7ZM122 205H120L121 206V208H123L122 207ZM2 206V205H1ZM5 206V205H4ZM4 206H2V208L4 207ZM6 206H5V208H6ZM5 208H4V210H5ZM119 208V207H118ZM117 208V209H118ZM8 209H9V205H8ZM8 209L6 210V211H8ZM113 209V210H112ZM126 209V208H125ZM130 209V208H129ZM9 210H13V209H11V206H10V209ZM100 210V212H102V211H104L105 212V210H102L101 211ZM122 210H124V209H122ZM121 210V211H122ZM16 210H14L12 213L14 214V215H16V213L17 212H15ZM115 211H117V210H115ZM119 211H120V208H119ZM128 211V212H127ZM0 212H2V213H4L3 212V209L2 210H0ZM107 212V211H106ZM106 212H105V214H106ZM122 212H124L123 214H125L126 212V214H125V216H126V218H128V213H129V215H130V213L132 214V215H130L131 217H133V218H135V216H133L135 213L133 212V210L130 212V210H124V211H122ZM122 212H118V214L120 215ZM1 213V215L0 216H4V217H2V218H5V220L4 221H1V219H0V221L2 222V224H1V222H0V264H3V262H4V260L6 261V262H4V264L6 263V264H11V259L14 261V258H15V262L16 263H14V262H12L13 264H19L20 262H21V260H17L16 261V257L18 256V254H20V256H18V259H19V257H23V256H26V255H28L29 254V252H28V250L29 249H31L30 247H32V246H34V247H36V246H38L37 245V239H34L35 241H28L27 240V242H28V244H27V246L25 245V244H23L24 245V247H25V249L26 248H29L28 250H24V249H22V251H23V253H25V255L24 254H22V253H20V251H19V247H21V248H23L21 245V242H20V240H19V242H20V244H19V242H18V237H19V235L18 234H22V236H24L23 234L25 233V235H26V233L30 236L32 233V231H30V232H24L23 231V233L21 232L22 231V226L20 227V225H22V221H21V219L19 218L20 216H18V218L20 219H18L17 218V216H13V217H11L12 215V213L11 214H8V212H5V214H2ZM7 214H8V218H7ZM17 214H19V213H17ZM102 214V213H101ZM105 214L103 213L102 215H104V217L103 218H107V216L109 215H106V217H105ZM114 214H116L117 215V213L116 212H114ZM9 215H11L10 217H9ZM20 215H21V213H20ZM114 216L113 215V213H112V215H109V217L104 221L103 219H102V221H104V222H106V223H104V225H102L103 227H100L101 228V230H99V231H101L100 233H101V235H100V233H99V242H102V244L103 243H105V241H106V244L108 245V243H113L114 242V240H116L117 239V241H115L114 243L116 244H109L108 246H109V248H110V246L112 247V246H118V242L120 241V240H122V238H124V240L122 241V243H124L125 242V240L127 241V243L128 242H130L131 241V238H132V235L129 233V231H128V233H127V229H121V226H119L118 225V227H120V229H117V228H114V226L113 225H117V223L119 224V221H123L122 219L124 218V215H122L123 216V218L121 219V220H118L117 218H119L120 219V217H122V216ZM23 216V214L21 215V217ZM114 216V217H113ZM129 216V217H130ZM26 217V216H25ZM130 217V218H131ZM12 218H14L13 220H12ZM16 218H17V224H16V226H17V230L15 231L14 229H13V225L15 224V221H16ZM23 218V217H22ZM28 218V217H27ZM30 218V217H29ZM126 218L124 219L125 221H126ZM130 218H128L129 220L128 221H131L130 220ZM132 218V219H133ZM8 219V220H7ZM11 219V220H10ZM26 221H27V219L26 218H24ZM23 219V220H24ZM24 220V221H25ZM29 220V219H28ZM135 220V219H134ZM12 221H14V223L12 222ZM19 221H21V222H19ZM30 221H32V220H30ZM101 221V222H102ZM128 221H127V223H128ZM136 221V220H135ZM6 222H9L10 224L12 223V227L9 225V223H8V225L7 224H5ZM19 222V223H18ZM100 222V223H101ZM115 222H117L116 224H113V223H115ZM28 223H29V221H28ZM99 223V224H100ZM102 223V224H103ZM121 223L122 222H120V225H121ZM33 224V223H32ZM31 224V225H32ZM80 224V223H79ZM122 224H126V222L125 223H122ZM26 225H29V224H26ZM33 225H35V224H33ZM131 225V224H130ZM137 226H138V224H136ZM136 225H135V227H136ZM8 226L9 227H11V228H8ZM15 226V227H16ZM30 226V225H29ZM100 226V225H99ZM129 226V225H128ZM132 226V225H131ZM116 227V226H115ZM68 228H69V226H68ZM71 228V227H70ZM78 228H82V227H78ZM102 228H103V230H102ZM18 229H21L20 231H18ZM79 229V230H80ZM106 229V231H104ZM78 230V231H79ZM108 230V231H107ZM18 231V232H17ZM69 231H70V229H69ZM72 231V230H71ZM70 231V232H71ZM47 232V231H46ZM82 232H83V234L85 235V234H87L86 232H84L83 231V229H82ZM17 233V234H16ZM36 233V232H35ZM44 233V232H43ZM79 232H77V234H78ZM133 233V232H132ZM41 234V233H40ZM45 234V233H44ZM43 234V235H44ZM71 234H72V232H71ZM70 234V235H71ZM77 234L76 235H74V234H72V235H74V236H76L77 238L81 235V233L80 234H78V236H77ZM134 234V233H133ZM18 235V236H17ZM47 235V234H46ZM131 235V236H130ZM32 236H33V234H32ZM74 236H73V238H74ZM88 236H91V235H89V234H87V237L86 238H88ZM40 237V236H39ZM38 237V238H39ZM41 237H43V236H41ZM80 237H83V238H80ZM79 237V239H80V241L82 240V239H84V236L82 235V236H80ZM131 237V238H130ZM72 238V239H73ZM119 238H121L119 241H118V239ZM134 238V237H133ZM132 238V239H133ZM40 239H42V238H39L38 239V244H39V242L41 243V241H39ZM110 239H112V241L113 242H109V240ZM128 239H130V241L128 240ZM135 240H136V238H134ZM133 239V240H134ZM142 239V238H141ZM42 240H44V239H42ZM87 240V239H86ZM133 240H132V242H133ZM138 240H139V238H138ZM76 241H78V240H76ZM75 241V242H76ZM80 241H78V242H80ZM107 241H108V243H107ZM36 242V243H35ZM83 242V241H82ZM117 242V243H116ZM131 242V243H132ZM121 243V244H122ZM130 243V244H131ZM18 244H19V246H18ZM102 244H100V245H102ZM120 244V245H121ZM129 244V246H132V245H130ZM148 244V243H147ZM152 244V243H151ZM105 245V244H104ZM124 245H126V242L124 243ZM143 245V244H142ZM141 245V246H142ZM149 245V244H148ZM107 246V247H108ZM140 246V245H139ZM151 246V245H150ZM149 246V247H150ZM34 247H32V248H34ZM100 247V246H99ZM115 247V248H116ZM104 248V247H103ZM113 248V247H112ZM114 248V249H115ZM121 248V247H120ZM123 249H124V247H122ZM125 248H128V246L127 247H125ZM133 249H131V250H133L134 251V247H132ZM146 248V247H145ZM38 248L36 247V250H37ZM105 249V248H104ZM104 249H102V250H104ZM129 249V248H128ZM129 249V250H130ZM151 249V248H150ZM33 250V249H32ZM35 250V249H34ZM111 250V249H110ZM116 250H117V248H116ZM118 250H119V248H118ZM117 250V251H118ZM121 250V249H120ZM119 250V251H120ZM125 250H127V249H125ZM131 250L129 251V252H131ZM137 250V249H136ZM143 250V249H142ZM29 251H31V250H29ZM105 251H106V249H105ZM108 251V250H107ZM128 251V250H127ZM140 251V250H139ZM154 251V250H153ZM113 252V251H112ZM114 252H116V251H114ZM128 252V253H129ZM135 252V251H134ZM147 252V251H146ZM155 252V251H154ZM153 252V253H154ZM109 253V252H108ZM136 254H138L137 252H135ZM141 253V252H140ZM149 253V252H148ZM23 256H22V255ZM103 253L101 252V254L99 253V256L100 255H102ZM131 253H129V256H132V254L130 255ZM125 255L127 256V258L129 257L128 255H127V252L125 251ZM140 254H138V257H137V255H136V257L135 256H132V257H134V258H137V260L136 259H134V258H132V259H134L135 260V262L136 261H139V259L141 260L140 262L142 263V264H144L145 262H143L144 261V259H142V257H140L139 256ZM142 255V254H141ZM106 256H108L107 254L105 255V258H106ZM152 256V255H151ZM127 258H125L124 260H126ZM131 258V257H130ZM129 258V260H126V261H128L127 263L128 264H130L131 263V261H134V260H131ZM147 258H148V256H147ZM147 258H145V259H147ZM8 259H10V261H8ZM100 259H101V256H100ZM100 259H99V261H100ZM149 259V258H148ZM131 260V261H130ZM153 260V259H152ZM23 261V260H22ZM126 261H123V263L122 264H127V263H124V262H126ZM129 261H130V263H129ZM9 262V263H8ZM18 262V263H17ZM134 262V263H135ZM134 263H131V264H134ZM141 263H135V264H141ZM149 263V262H148ZM147 263V264H148ZM151 264H152V262H150ZM21 264H24V263H22L21 262ZM146 264V263H145ZM153 264H154V262H153Z\"/></svg>",
	"mask_w": 264,
	"mask_h": 264
}]
</instances>
